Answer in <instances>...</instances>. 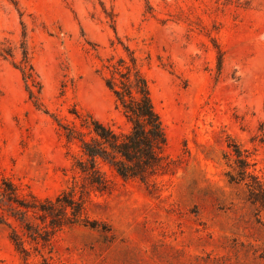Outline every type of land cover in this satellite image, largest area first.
<instances>
[{"label": "rangeland", "instance_id": "obj_1", "mask_svg": "<svg viewBox=\"0 0 264 264\" xmlns=\"http://www.w3.org/2000/svg\"><path fill=\"white\" fill-rule=\"evenodd\" d=\"M241 1L0 0V45L14 48L0 55V216L29 250L0 223V264H264V206L249 199L251 179L227 176L237 144L264 183V0ZM23 41L43 85L39 107L15 67ZM126 46L143 63L176 166L143 183L101 164L107 183L97 188L75 165L79 140L59 124L87 133L75 112H89L129 130L103 78ZM63 191L108 230L54 231L31 208L28 220L50 235L32 240L10 213L17 198L46 203Z\"/></svg>", "mask_w": 264, "mask_h": 264}, {"label": "trees", "instance_id": "obj_2", "mask_svg": "<svg viewBox=\"0 0 264 264\" xmlns=\"http://www.w3.org/2000/svg\"><path fill=\"white\" fill-rule=\"evenodd\" d=\"M235 2L237 5H244L241 0H227ZM0 45V55L4 58L14 57V48L11 44L2 42ZM26 41L21 43V59L15 63L23 78L26 81V87L30 98L36 106L42 105L39 94L42 83L37 79L34 72L31 57L27 49ZM127 58L119 56L115 62L110 58L106 65V73L103 78L107 88L113 94L117 108L125 115L126 120L131 125L127 132H116L103 121L96 118L89 112H75L81 120V127L86 128L87 133L75 125L69 126L60 122V126L65 129L69 139L79 140L82 156L77 159L75 164L87 178L90 184L97 188H103L107 180L101 164H104L114 170L123 179H140L143 183H150L152 178L160 173L172 171L176 166L175 160L170 159L165 154V148L168 145V138L164 130L163 119L156 110L149 81L143 71V63L134 51L126 46ZM219 69L222 64V51L218 52ZM36 89V93H35ZM237 170L228 171L227 176L231 182H246L249 191V199L255 203H261L264 206V183L260 181L251 168L252 163L248 155L244 154L236 144L233 149ZM6 189L9 197L14 198V187L8 184ZM35 198V197H34ZM38 199L31 202L27 200L16 201L21 208H10V213L16 217L22 227L26 229L32 240H37L40 236L45 240L50 239L47 227L33 225L29 219V210L38 209L44 211L50 217L49 225L56 230L63 225L83 224L92 229L106 226L97 220H90L85 216V200L83 197L76 199L73 192L63 191L56 201L46 200V203H39ZM0 223L7 224L12 229L10 239L20 252L29 255L24 237L17 231L11 223L0 216ZM45 232L46 237L43 235Z\"/></svg>", "mask_w": 264, "mask_h": 264}]
</instances>
